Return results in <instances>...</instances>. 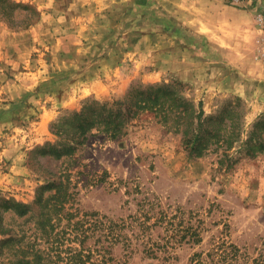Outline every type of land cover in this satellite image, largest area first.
Listing matches in <instances>:
<instances>
[{"label": "rangeland", "instance_id": "1", "mask_svg": "<svg viewBox=\"0 0 264 264\" xmlns=\"http://www.w3.org/2000/svg\"><path fill=\"white\" fill-rule=\"evenodd\" d=\"M16 1L33 5L40 17L19 29L0 18L6 63L0 68V151L5 153L0 156V198L31 209L19 216L0 207L7 227L0 239L13 238L0 264L19 257L29 264H190L194 251L207 250L226 234L252 253L264 252V151L254 156L235 152L237 163L226 168L217 150L192 158L180 134L140 116L116 138L90 130L62 157L32 153L64 138L54 123L79 111L86 99L123 98L134 82L179 79L189 85L188 97L203 99L207 114L238 96L218 86L216 71L212 74L205 62L211 58L209 47L196 48L206 40L179 23L183 0ZM225 2L256 8L257 34L255 15L264 14V0ZM256 54L264 63L257 46ZM249 89L250 97H241L248 108L247 129L264 113V85L250 83ZM53 179L68 184L69 202L36 205L38 186ZM152 206L169 214L180 209L174 221L184 217L183 224L200 229L202 241L183 242L160 258L143 252L131 228L125 232L133 252L112 238L117 228L107 235V217L115 223L133 215L144 220ZM148 217L149 223L155 221L151 212ZM133 223L138 230L139 221ZM149 232L156 239L165 233L163 227Z\"/></svg>", "mask_w": 264, "mask_h": 264}, {"label": "trees", "instance_id": "2", "mask_svg": "<svg viewBox=\"0 0 264 264\" xmlns=\"http://www.w3.org/2000/svg\"><path fill=\"white\" fill-rule=\"evenodd\" d=\"M24 11L23 17L17 14ZM40 13L33 5L16 1L0 0V18L12 28H25L36 22ZM187 83L173 79L171 81L143 83L134 82L123 98L112 101H101L88 98L82 108L70 112L54 123V129L64 138L52 143L37 146L32 153L62 157L76 149L87 133L93 129H100L110 137L116 138L127 132V127L133 119L140 116L151 117L153 122L165 129L181 135L184 149L192 158L201 157L207 152L217 150L220 166L231 168L237 163L235 152L245 151L254 156L264 151V113L258 116L249 129L246 128L248 108L240 96L234 100L224 101L212 113H206L203 99L196 100L188 97ZM71 139V140H70ZM53 191V192H52ZM46 192L49 194L46 196ZM68 184L63 180H48L38 186L36 191V205L64 206L69 202ZM0 207L4 211L14 210L19 216L26 215L30 205L15 199L0 198ZM174 214L166 210L155 211L152 206L147 210V216L142 220L140 215L121 218L117 223L107 217V235L115 228L112 236L115 240L123 241L133 252L135 247L125 229L131 228L138 241L141 240L143 252L151 257L166 258L170 256L172 248L185 243H200L201 231L193 224H183L184 217L179 218L180 209ZM155 221L149 223V214ZM0 232L7 234V227L1 222ZM134 221H139L138 230ZM156 227H163L164 234L157 239L149 231ZM147 237V238H146ZM159 238V239H158ZM13 238L4 236L0 239V255L11 246ZM190 264H264V252L252 253L247 247H242L232 241L228 234L214 240L207 250L194 251ZM30 260L19 257L5 264H29Z\"/></svg>", "mask_w": 264, "mask_h": 264}, {"label": "crops", "instance_id": "3", "mask_svg": "<svg viewBox=\"0 0 264 264\" xmlns=\"http://www.w3.org/2000/svg\"><path fill=\"white\" fill-rule=\"evenodd\" d=\"M183 6L184 11L180 13L185 19L180 15L179 23L193 28L194 34L208 43L197 44L196 48L207 50L209 47L211 58L205 62L216 71L218 86L248 99L250 83L264 85V63L256 54V8L238 7L226 3L225 0H194L193 3L183 0ZM1 54L2 51L0 68H3L6 66L5 61H2L5 55L4 52ZM214 70L211 71L212 74H215ZM233 74L241 80L233 81ZM222 75L223 78L220 77ZM28 88L25 87L24 92ZM0 152L3 157L5 153L3 150Z\"/></svg>", "mask_w": 264, "mask_h": 264}, {"label": "built area", "instance_id": "4", "mask_svg": "<svg viewBox=\"0 0 264 264\" xmlns=\"http://www.w3.org/2000/svg\"><path fill=\"white\" fill-rule=\"evenodd\" d=\"M234 3H240L244 0H231ZM255 21L257 24V50L259 55L264 59V14L261 12L256 13Z\"/></svg>", "mask_w": 264, "mask_h": 264}]
</instances>
